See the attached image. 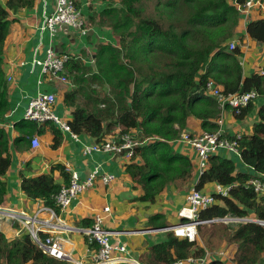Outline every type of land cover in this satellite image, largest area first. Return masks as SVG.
Masks as SVG:
<instances>
[{"label": "trees", "instance_id": "obj_1", "mask_svg": "<svg viewBox=\"0 0 264 264\" xmlns=\"http://www.w3.org/2000/svg\"><path fill=\"white\" fill-rule=\"evenodd\" d=\"M36 1L0 0V205L8 202L5 175L11 163L10 137L2 124L9 111L10 95L2 54L10 24L15 20L12 15L22 9L32 10ZM103 1L107 2L106 7L89 16L87 24L96 21L107 26L117 43H99L90 64L84 62L83 51L65 63L68 89L63 88V102L71 108L67 122L75 134L94 137L96 142L109 141L111 135L116 140L133 131L142 143L127 158L125 170L142 190L136 199L154 203L170 184L181 189L192 184L190 157L173 147L189 120L199 119L203 131L218 129L216 120L221 109L216 97L208 92V81L223 94L255 92L256 96L240 108V113L231 111L236 119H243L254 110L255 101L264 97V74L259 69L243 76L240 48L229 50V42L240 24L233 0ZM258 7L254 9L260 16ZM246 32L264 44V15L248 19ZM256 113L250 132L238 140L240 159L248 170H236L232 158L214 153L208 156L206 168L194 184L196 189L209 182L229 187L226 196L214 193L216 202L201 209L199 216L201 220L231 217V221L218 224L216 235L224 244H236V250L230 259L212 255L206 264H264V223L232 219L250 217L264 221V195L258 196L249 182L264 174V104ZM46 124L19 120L15 127L22 136L16 140L21 139L24 147L30 148V137L43 133ZM116 128L118 132L111 134ZM50 129L51 147L57 149L62 135L54 125ZM54 170L63 177L62 183L55 181ZM70 175L63 165L55 164L51 173L21 174L20 188L27 197L40 199L58 213L55 196L62 185L68 184ZM80 223L88 227L93 219L83 218ZM147 225L168 226L164 213L149 216ZM197 227L211 244L212 233H204L207 226ZM47 235L41 233L43 238ZM164 237L151 244L138 260L143 264H173L206 253L197 238L177 237L172 231L164 232ZM88 246L97 248L94 242ZM0 264L70 263L44 254L26 233L6 239L0 232Z\"/></svg>", "mask_w": 264, "mask_h": 264}, {"label": "crops", "instance_id": "obj_2", "mask_svg": "<svg viewBox=\"0 0 264 264\" xmlns=\"http://www.w3.org/2000/svg\"><path fill=\"white\" fill-rule=\"evenodd\" d=\"M74 1L86 17V22L89 16H94L104 9L107 3L103 0ZM55 3L56 0H37L32 10L22 9L13 14L12 17L15 20L11 22L5 40L2 67L6 77L11 76V80L8 81L10 85L9 111L2 124L10 137L8 154L11 157V163L5 175L8 185V202L4 206L32 213L44 205L40 199L29 198L21 190V174L34 176L41 172L51 173L53 165L61 164L67 171H75L80 179H84L98 165L99 172L113 174L115 179L107 184L101 180H95L93 185L73 199L68 207L59 210L58 219L53 220H58L62 246L65 251H69L74 259L79 260L88 256L91 248L82 233V230L87 226H82L80 220L83 218L93 219L98 214L103 216L104 226H107L106 222H110L108 227L105 226L113 232L110 240L125 244L129 255L137 257L141 253H146L151 244L165 238L164 232L166 231H148V229L156 228L147 225L149 216L155 213H164L168 225L179 221L177 211L185 203L189 188L196 183L199 177L197 154L186 140L177 139L174 141V149L190 157L194 170L192 184L187 189L170 184L154 203H149L136 199L142 190L135 185L125 170L126 164L129 162L125 154L110 151L84 153L87 145L96 142L94 137L78 134L75 139L68 131H62L53 124L62 135L60 146L53 149L50 129L53 125L45 122L43 124H48L44 125L43 133L34 134L38 136L40 142L37 147L26 148L21 139L16 140L22 134L16 129L15 123L23 119L28 101L40 91L56 92L57 100L53 111L67 120L70 117L71 108L63 102V88L65 87L66 90L68 87L65 86L66 84L61 86L60 83L44 79L40 73V67L32 64L34 59L43 58L46 49L52 47L59 53L70 55H80V52L83 51L84 62L90 64L93 62L94 52L99 43H117L116 36L110 29L96 21L90 25L87 24L84 29H76L63 23L57 24L55 33H51L48 29H42L44 17L54 10ZM258 9L261 10L260 16L256 14L255 9L250 11L249 17L245 18L243 14L240 15L241 24L237 27L235 36L232 38L242 52L239 59L243 76H248L264 68V44L254 41L246 32L248 19L264 15L263 2ZM39 78H42L41 83H39ZM57 86L59 87L57 88ZM261 104H264V97L255 101L254 110L243 119H236L231 110L226 108L222 113V132L228 136L238 131L249 133L253 123L257 120L256 111ZM118 130V128L112 130L111 134H116ZM202 131L200 120L193 119L189 120L188 126L183 132L188 135H196ZM108 137L109 141H115L114 135ZM31 138L32 136L30 140ZM219 153L232 158L235 161L236 170H248L247 165L243 164L240 156L236 153L226 149L219 150ZM52 174L55 181L63 182V177L57 170L52 171ZM214 186V182H209L204 185L202 190L212 191ZM105 206L110 208L108 213L103 212ZM43 216L47 219L50 218L46 213ZM171 219H173V223H169ZM0 232L6 239L20 237V235H16L15 227H12L6 220L0 225Z\"/></svg>", "mask_w": 264, "mask_h": 264}, {"label": "built area", "instance_id": "obj_3", "mask_svg": "<svg viewBox=\"0 0 264 264\" xmlns=\"http://www.w3.org/2000/svg\"><path fill=\"white\" fill-rule=\"evenodd\" d=\"M233 4L246 18L249 17L250 11L254 8L258 6L261 7L262 2L261 0H233ZM60 23L70 25L76 29H84L87 27L86 17L77 7L74 0H56L54 10L44 17L41 28L48 29L51 33H55L56 26ZM235 43L236 42L233 40L229 42V50L236 47ZM71 56L72 54L59 53L52 47H48L44 57L41 59H34L32 64L40 67V73L43 75L44 79L47 78L56 83L65 84L68 82V78L64 74L65 63ZM260 73L264 74V68L260 69ZM7 80L10 81L11 76H8ZM41 82L42 78H39V83ZM206 86L209 94L216 97L221 109V114L216 120L218 129L212 132L202 131L196 135H188L183 132L180 137V139L186 140L197 154L199 176L206 168L208 156L218 153L221 149L232 151L240 156L238 140L243 132H235L231 138L225 135L221 130L223 122L222 113L226 108L231 111L235 109L236 113H240V108L246 106L251 98L256 96L254 91L242 94H223L219 87L213 86L211 80L208 81ZM56 100L57 96L54 91L38 92L28 101L23 119L38 124L50 121L57 125L58 129L68 131L71 136L76 139L77 134L72 131L67 119L60 117L53 111ZM148 139L149 137L145 138V140ZM39 143L38 136L33 135L30 140L32 148L37 147ZM141 143L142 141H140L132 131L122 134L118 139L116 138L115 141L95 142L91 145H87L84 149V153L87 154L91 151H110L114 153H123L126 158H129L133 155L134 148ZM70 174L68 184L62 185L55 196V203L60 209L68 207L72 200L87 188L91 187L95 180L98 179L107 184L115 179V175L113 174L99 172L98 165L95 166L84 179H80L75 171H71ZM249 182L252 184L258 196L264 195V174L254 176ZM228 190L229 187L216 183L212 191L196 189L194 185H192L186 194L185 203L177 211L179 221L166 227L148 229V231H172L177 237L184 236L189 240L195 239L198 224L219 220H201L199 216L201 209L216 202L215 196L213 195L214 193L226 196L228 195ZM109 210V206L103 208V212L105 213H108ZM45 213L48 214L50 218L47 219L44 217L43 214ZM55 218L58 219L55 209L47 205H43L39 210L32 213L18 211L0 205V225L6 220L12 227H15L16 235L21 236L24 233L28 234L31 241L44 254L68 261L72 264H143L138 259L133 258L132 255H129V250L125 244L110 240L113 232L104 226L103 216L98 214L93 217L92 225L82 230L87 243L94 242L97 248L91 249L88 256H85L83 259L77 260L72 258L69 251H65L62 246V238L59 236L60 226L58 225V220H53ZM232 219L236 221H255L264 223L262 220L250 217ZM41 233L49 234L43 238ZM210 253L206 251L203 257H188L186 259L177 260L173 262V264H206V261L211 257ZM217 253L219 255L222 254L220 251Z\"/></svg>", "mask_w": 264, "mask_h": 264}, {"label": "rangeland", "instance_id": "obj_4", "mask_svg": "<svg viewBox=\"0 0 264 264\" xmlns=\"http://www.w3.org/2000/svg\"><path fill=\"white\" fill-rule=\"evenodd\" d=\"M237 9V8H236ZM238 10V9H237ZM239 12V11H238ZM239 15H241V13L239 12ZM242 18H244V17H242ZM238 23H240L241 24V18H240V20H239V22ZM235 45H236V43H235ZM263 54H264V51H263ZM56 83V82H55ZM66 84V83H65ZM64 83H62L61 84V86L62 85H65ZM59 86H57V88H58ZM191 121V120H190ZM229 218H231V217H226V218H219V220H216V221H213L214 223H212V222H208V223H201L202 225H206L207 226V228H208V230H204L205 232L204 233H207V234H210V233H212V237H211V244L210 243H207L206 242V240H207V238H206V236L205 235H202V233H200L199 232V230H198V227L196 228V235H195V238H197L199 241H200V243H201V245L202 246H204L205 247V249H206V251H209V253L211 254V256L212 255H217V257L218 258H222V259H225V258H231V255H232V257H233V254H234V252H235V250H236V244H234V243H231V244H224V242H221L220 241V238L219 237H217V235H216V232L219 230L217 227H219L218 226V224L220 223V222H224V223H227V222H229V221H231V219H229ZM173 221V219H171V221H169V223H173L172 222ZM106 224H107V226L106 227H108L109 225H110V222H106ZM200 224V225H201ZM15 226H17V225H15ZM210 228V229H209ZM182 237H184V236H182ZM15 238H19V236H16ZM187 238V237H186ZM222 252V254L221 255H219L217 252ZM233 253V254H232ZM213 256V257H214ZM216 257V258H217ZM226 262H229V260L228 261H226ZM228 264V263H227Z\"/></svg>", "mask_w": 264, "mask_h": 264}, {"label": "water", "instance_id": "obj_5", "mask_svg": "<svg viewBox=\"0 0 264 264\" xmlns=\"http://www.w3.org/2000/svg\"><path fill=\"white\" fill-rule=\"evenodd\" d=\"M161 241V240H160ZM159 242V241H158ZM156 243V242H155ZM133 258H135V259H137L138 258V256L137 257H135V256H133Z\"/></svg>", "mask_w": 264, "mask_h": 264}, {"label": "clouds", "instance_id": "obj_6", "mask_svg": "<svg viewBox=\"0 0 264 264\" xmlns=\"http://www.w3.org/2000/svg\"><path fill=\"white\" fill-rule=\"evenodd\" d=\"M8 81V80H7Z\"/></svg>", "mask_w": 264, "mask_h": 264}]
</instances>
